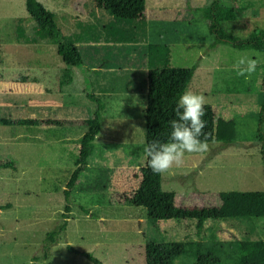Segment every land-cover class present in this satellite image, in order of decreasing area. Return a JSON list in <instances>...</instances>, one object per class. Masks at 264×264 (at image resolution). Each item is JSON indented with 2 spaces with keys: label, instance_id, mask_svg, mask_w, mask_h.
Here are the masks:
<instances>
[{
  "label": "rangeland",
  "instance_id": "374dc122",
  "mask_svg": "<svg viewBox=\"0 0 264 264\" xmlns=\"http://www.w3.org/2000/svg\"><path fill=\"white\" fill-rule=\"evenodd\" d=\"M37 1L47 9L53 7L48 0ZM146 1L159 9H188L194 13L193 19L199 21L210 0ZM218 2L221 6L239 4L255 10L256 18L247 20L248 29L264 31V0ZM19 22L34 29L25 12L24 0H0L1 114L15 116L14 109L24 106L36 118L83 117L89 112L97 115L102 134L107 132L103 125L115 120L118 138L106 142L101 141L100 136L92 142V148L101 144L107 152L108 156L101 163L104 167L91 169L94 174L91 178L88 176L83 183L74 186L69 195H64L75 157L64 152L62 144L78 141L87 127L33 129L0 123V156L8 155L21 164V168L14 171L0 169V206L10 204L8 208H0V264H93L86 254L102 264H145L147 239L183 243L182 254L171 264H193L197 254H211L219 259V264H235L238 248L234 244L204 238L182 224L158 234L155 225L139 208L108 204V193L130 190L139 178V165L144 158L140 145L144 143L145 96L101 98L98 103L88 100L83 103L78 96H73L75 103L69 107L57 91L59 81L64 79V65L56 47L26 44L22 40L19 43L16 36ZM18 36L22 39L21 31ZM76 47L80 60L88 68L136 71L144 68V45L91 43L76 44ZM241 55L258 60L256 71L250 76H239L234 68ZM263 63L264 52L235 49L227 43L213 48L187 43L171 46L167 68L192 69L184 92L230 98L234 94L254 92V82ZM238 126L244 140L227 145L209 143L207 152L186 154L181 166L161 174V190L264 192L261 149L253 140L258 130L257 120L240 119ZM130 128L135 134L128 138ZM93 152L92 159L101 157L102 152L95 149ZM51 234L53 242L47 237ZM257 234L264 238V221L257 225Z\"/></svg>",
  "mask_w": 264,
  "mask_h": 264
},
{
  "label": "trees",
  "instance_id": "16d2710c",
  "mask_svg": "<svg viewBox=\"0 0 264 264\" xmlns=\"http://www.w3.org/2000/svg\"><path fill=\"white\" fill-rule=\"evenodd\" d=\"M48 1L53 6L50 9L37 0H24L25 12L34 29L19 22L17 26L21 27L16 29L18 42L56 47L64 65V79L59 81L57 91L69 107L75 103L73 96H78L83 103L84 100L98 103L101 98L145 96L144 143L140 145L143 149L154 140L168 141L172 131L170 121L176 119V102L192 77V69L167 68L171 46L192 43L213 48L227 43L235 49L264 52V31H250L247 25V20L256 18L255 10L239 4L226 7L218 0H210L200 20L196 21L192 16L194 13L188 9H159L148 5L146 0ZM19 31L22 39H19ZM91 43L144 45V68L140 71L88 68L80 60L76 44ZM254 87L250 95L234 94L230 98L203 94L207 98L204 131L208 134V143L233 144L245 139L238 120H257L258 130L254 132L253 140L260 145L264 178V63ZM14 112L15 116L0 112V123L33 129L87 127L78 141L62 144L64 152L75 157L74 169L65 182L64 195H69L70 190L88 176L91 178L94 175L91 169L100 167L108 156L103 151L100 158H91L92 141L99 131L95 114L87 111L83 117L36 118L27 106L18 107ZM18 166L15 158L0 156V169L14 171ZM139 170V178L130 190L107 194L110 206L139 208L155 225L158 234L182 224L204 238L234 244L238 248L235 264H261L264 261V238L257 234V225L264 221V192H163L161 174L151 171L145 154ZM9 206L5 204L0 208ZM63 227L64 224L58 231L61 232ZM52 236L47 235L50 242H53ZM183 249V243L176 241L166 243L147 239L144 243L145 264H171ZM85 256L93 264H102L90 255ZM35 260L33 257L32 261ZM219 263V259L211 254H197L193 264Z\"/></svg>",
  "mask_w": 264,
  "mask_h": 264
},
{
  "label": "clouds",
  "instance_id": "9594fccd",
  "mask_svg": "<svg viewBox=\"0 0 264 264\" xmlns=\"http://www.w3.org/2000/svg\"><path fill=\"white\" fill-rule=\"evenodd\" d=\"M253 54V56H257ZM249 55L237 58L234 68L239 76H250L256 71L258 60ZM203 94L185 91L176 102V119L170 121L171 133L167 142L154 140L144 148L148 166L155 174H166L183 164L186 154H202L209 150ZM203 137V139H201Z\"/></svg>",
  "mask_w": 264,
  "mask_h": 264
},
{
  "label": "crops",
  "instance_id": "0c3cea01",
  "mask_svg": "<svg viewBox=\"0 0 264 264\" xmlns=\"http://www.w3.org/2000/svg\"><path fill=\"white\" fill-rule=\"evenodd\" d=\"M58 95L59 96H61L59 93H58ZM61 98H62V102L63 103H65V101H64V99H63V97L61 96ZM130 126H132V125H130ZM103 127H106V129H107V132L105 133V134H102V132H103V128L101 129L102 130V132L100 131V128H99V131H98V133L95 135V137H94V139H93V141L94 140H96V139H98V138H100V136H101V141H106V142H112V140H110V138H113L114 137V140H115V137L116 138H118V136H117V133H116V129H117V123H116V121L115 120H113V121H108V122H106L104 125H103ZM126 126H124V128H125ZM132 128H134V126H132ZM132 128H130L129 130H131V135H129L128 136V138H130L131 136H133L134 137V132L132 131L133 129ZM135 130V129H134ZM102 135H101V134ZM83 136V135H82ZM92 141V142H93ZM94 149L96 150V151H98V152H103L104 151V149L101 147V144H99L98 146H96L95 148H92V152L94 151ZM94 153V152H93ZM19 163V162H18ZM18 168H21V164L19 163V166H18Z\"/></svg>",
  "mask_w": 264,
  "mask_h": 264
}]
</instances>
